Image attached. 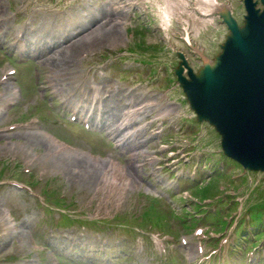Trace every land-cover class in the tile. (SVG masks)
<instances>
[{
    "label": "rangeland",
    "instance_id": "obj_1",
    "mask_svg": "<svg viewBox=\"0 0 264 264\" xmlns=\"http://www.w3.org/2000/svg\"><path fill=\"white\" fill-rule=\"evenodd\" d=\"M77 2L0 0V105L14 90L21 93L15 106L0 117V221L10 213L14 223L0 226V264H59L56 256L63 257V264H197L199 244L210 246L207 254L214 248V253L220 252L211 240L222 236L212 237L207 232L199 237L193 233L195 229L186 233L183 223L170 215L171 209L183 208L194 214L191 201L183 194L185 184L190 183L184 181L192 178L203 188L209 184L212 196L218 182V190L237 194L238 209L243 212L264 207V175L245 172L222 157L218 134L208 124L197 123L173 76L177 50L187 54L197 71L217 56L228 30L215 19L199 35L190 34L195 50L183 38L185 25L175 20H171L166 38L168 32L160 28V13L148 2L147 10H129L126 20L124 0ZM233 9L242 24L243 5L235 0ZM107 22L109 25L103 26ZM24 27L27 41L39 43L33 54L40 53L32 58L18 53ZM78 29L93 37L78 43L71 55L46 63L44 56L52 54L48 51L53 44L62 45L64 39L73 37L64 35ZM46 42H51L48 48ZM23 44L28 43L23 40ZM144 62L149 67L143 69ZM10 68L16 75L1 80ZM170 78L175 82L173 89L160 93L172 85ZM94 83L109 96L102 114L110 125L117 126L123 119L126 104L137 108L158 99V92L164 96L157 108L140 111L143 130L125 151L102 137L105 130L100 136L85 131L81 122L70 124L76 106L64 107L66 98L74 94L90 109ZM83 91L85 98L80 95ZM47 133L66 139L70 146L58 150ZM83 161L101 168V173L115 165L125 176H118L116 190L104 192L98 188L95 173L84 172L88 168ZM78 163L81 166L76 169ZM214 170L223 174L216 178ZM9 183L30 187L38 197ZM124 184L125 192L117 191ZM181 196L184 202L179 201ZM151 199L161 201L152 205ZM145 212L153 215L148 221ZM245 216L235 219L240 222ZM154 217L162 219L160 226L151 229L150 224L157 222ZM209 223L200 221L195 228ZM167 233H172V238ZM260 233L263 243L256 250L250 247L245 251L246 245L240 243L244 251L238 248L232 256L231 251H227L229 256L223 254L226 264H239L245 258L249 262L251 256L252 264L262 261L264 230ZM157 238L165 244L166 256L158 249ZM234 242L228 243L234 247ZM217 262L207 260V264Z\"/></svg>",
    "mask_w": 264,
    "mask_h": 264
},
{
    "label": "water",
    "instance_id": "obj_2",
    "mask_svg": "<svg viewBox=\"0 0 264 264\" xmlns=\"http://www.w3.org/2000/svg\"><path fill=\"white\" fill-rule=\"evenodd\" d=\"M244 5L242 27L230 12L221 15L229 35L213 62L194 73L179 55L175 74L197 120L222 137L226 156L245 169L264 172V10L254 0Z\"/></svg>",
    "mask_w": 264,
    "mask_h": 264
},
{
    "label": "bare ground",
    "instance_id": "obj_3",
    "mask_svg": "<svg viewBox=\"0 0 264 264\" xmlns=\"http://www.w3.org/2000/svg\"><path fill=\"white\" fill-rule=\"evenodd\" d=\"M68 1H77V0H68ZM128 3V9L125 10V20L127 18L128 11L133 9L134 7H141L143 9H146L145 2H148L151 4V6L156 7L157 11L160 13L161 23L163 25L164 30H168L170 28L171 20H175L180 24H183L186 26L185 30H193L194 34H199V31L202 29H206L209 24H213L214 19L213 15L217 11L222 10V7H219L216 0H126ZM194 1V3H192ZM115 8V6H114ZM101 25V24H100ZM109 23H105L103 26H108ZM26 31V30H25ZM94 32V31H93ZM80 32L76 37L75 40L72 37L71 39H67L66 43H62V45L54 46L52 47L50 51L51 54L49 57L44 56L46 63L52 64L53 61H56L60 59L62 56L66 55L67 53H71L72 50H74L75 46L78 45V43L86 42V40L90 39V36L87 34ZM74 36V35H73ZM88 36V37H87ZM78 37H81L78 40ZM65 42V41H64ZM43 52V51H41ZM46 52V51H45ZM31 53V52H30ZM71 55V54H70ZM82 110V109H81ZM95 114L98 112L97 110H94ZM132 117L131 114L126 119V123L131 121ZM84 167H87L88 170L85 172H89L91 174H94L91 172L93 169L92 166H88L90 164L89 161H83L81 162ZM78 167L81 165L77 164ZM109 170L106 173V176L102 179H105L104 186L99 181V174L95 172L96 181L100 185V190L105 191L107 188L115 189V186L112 185V183H116L118 176H125L123 171H121L118 167H113V165H110ZM116 171L117 175H114V172ZM114 175V177H112ZM2 223L7 222L8 218H2Z\"/></svg>",
    "mask_w": 264,
    "mask_h": 264
}]
</instances>
